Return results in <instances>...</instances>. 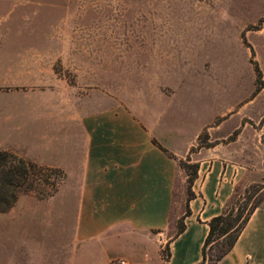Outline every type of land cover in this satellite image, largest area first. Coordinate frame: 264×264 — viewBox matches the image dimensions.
Wrapping results in <instances>:
<instances>
[{
  "label": "crops",
  "instance_id": "1",
  "mask_svg": "<svg viewBox=\"0 0 264 264\" xmlns=\"http://www.w3.org/2000/svg\"><path fill=\"white\" fill-rule=\"evenodd\" d=\"M195 77L154 84L147 102L76 98L58 78L34 93L0 90V147L65 173L52 204L65 198L73 204L69 217L82 223L71 234L83 240L72 238L73 245L83 247L79 257L87 264L101 254L105 260L121 254V246L112 254L108 239L121 243L127 234L169 231L175 234L167 239L168 264H198L209 222L236 188L264 184V89L255 95L256 74L248 98L239 102H219ZM205 132L210 145L198 149ZM188 159L198 165L194 197L185 196L173 218L176 188L188 197L189 177L180 166ZM182 217L185 229L177 235ZM154 264H163L160 255ZM217 264H264V202Z\"/></svg>",
  "mask_w": 264,
  "mask_h": 264
},
{
  "label": "rangeland",
  "instance_id": "2",
  "mask_svg": "<svg viewBox=\"0 0 264 264\" xmlns=\"http://www.w3.org/2000/svg\"><path fill=\"white\" fill-rule=\"evenodd\" d=\"M243 37L264 74V0H0V90L34 93L58 78L76 98L147 102L154 84L196 74L219 102H239L256 74ZM184 191L176 188L173 218ZM55 202L27 194L0 212V264H87L73 245L82 237L71 234L82 220L69 217L66 198ZM174 234L108 239L121 254L92 264H154L158 255L165 264Z\"/></svg>",
  "mask_w": 264,
  "mask_h": 264
},
{
  "label": "trees",
  "instance_id": "3",
  "mask_svg": "<svg viewBox=\"0 0 264 264\" xmlns=\"http://www.w3.org/2000/svg\"><path fill=\"white\" fill-rule=\"evenodd\" d=\"M243 40L251 49L250 63L256 73V95L264 89L263 73L255 60L253 48L244 37ZM203 136L205 140H203ZM208 139L206 132L204 135L202 134L197 148L208 147L210 145ZM189 162V159L181 160L180 166L188 174V199H192L194 194L191 192V185L197 178L198 165ZM188 170L191 172L189 173ZM65 179L66 175L61 169L43 166L14 151L0 149V212H8L15 207L22 196L27 194H34L40 200L53 197ZM263 202L264 184L256 183L245 188L237 187L224 212L209 222L210 231L203 246V259L198 264H217L228 255L252 215ZM189 213L190 211L187 209L186 215ZM177 228V235L184 231V217L179 219ZM167 250V258H169L168 247ZM165 264H168V259Z\"/></svg>",
  "mask_w": 264,
  "mask_h": 264
},
{
  "label": "built area",
  "instance_id": "4",
  "mask_svg": "<svg viewBox=\"0 0 264 264\" xmlns=\"http://www.w3.org/2000/svg\"><path fill=\"white\" fill-rule=\"evenodd\" d=\"M117 264H128V262L126 260H120Z\"/></svg>",
  "mask_w": 264,
  "mask_h": 264
}]
</instances>
